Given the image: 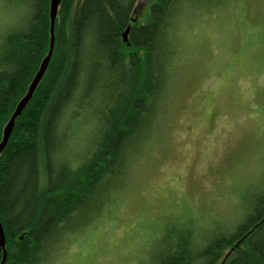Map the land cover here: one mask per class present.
Masks as SVG:
<instances>
[{"label":"trees","instance_id":"trees-1","mask_svg":"<svg viewBox=\"0 0 264 264\" xmlns=\"http://www.w3.org/2000/svg\"><path fill=\"white\" fill-rule=\"evenodd\" d=\"M136 1L60 0L52 42L51 0H26L28 14L5 36L0 142L53 48L0 153L4 264L49 263L72 235L106 215L145 153L180 55L181 23L203 0H153L144 22L134 18ZM82 108L91 110L93 128L74 155L67 124ZM161 242L152 264H264V184L234 226L196 235L184 225ZM3 255L0 249V264Z\"/></svg>","mask_w":264,"mask_h":264},{"label":"rangeland","instance_id":"rangeland-1","mask_svg":"<svg viewBox=\"0 0 264 264\" xmlns=\"http://www.w3.org/2000/svg\"><path fill=\"white\" fill-rule=\"evenodd\" d=\"M25 1L0 0V49L28 14ZM152 1L137 0L134 18L144 22ZM181 24L180 55L145 153L106 215L47 264H152L168 234L232 227L263 187L264 0L196 2ZM90 111L67 124L71 154L87 147Z\"/></svg>","mask_w":264,"mask_h":264},{"label":"water","instance_id":"water-1","mask_svg":"<svg viewBox=\"0 0 264 264\" xmlns=\"http://www.w3.org/2000/svg\"><path fill=\"white\" fill-rule=\"evenodd\" d=\"M59 4H60V0H51V41L52 42L54 39L55 21H56V17L58 13ZM128 31L129 29H126L124 31L123 33L124 38L127 36ZM52 48H53V44L51 43L50 52L47 55V57L43 60V62L41 63L37 74L35 75L33 81L31 82L29 86L28 92L26 93L25 97L19 102L14 114L11 116L9 122L4 128L2 141L0 142V153L8 142V139L13 131L16 118L20 115V113L23 111V109L26 107V105L30 101L35 89L37 88L38 84L40 83L41 79L43 78L46 72L48 63L50 61ZM0 249H4L3 259L1 261V264H4L7 253L5 251V235H4V231H3L1 223H0Z\"/></svg>","mask_w":264,"mask_h":264},{"label":"bare ground","instance_id":"bare-ground-1","mask_svg":"<svg viewBox=\"0 0 264 264\" xmlns=\"http://www.w3.org/2000/svg\"><path fill=\"white\" fill-rule=\"evenodd\" d=\"M28 89H29V88H28ZM27 92H28V91H27ZM24 97H25V96H24ZM24 97H23V98H24ZM23 98H22V99H23ZM22 99H21V100H22ZM18 104H19V103H18ZM18 104H17V105H18ZM16 107H17V106H16ZM65 109L69 110V106L65 107ZM15 110H16V108H15ZM15 110H14V112H15ZM14 112L12 113V115L14 114ZM66 113H68L67 115L70 114L69 111H68V112L66 111ZM20 114H21V113H20ZM78 116H79V115H78Z\"/></svg>","mask_w":264,"mask_h":264}]
</instances>
